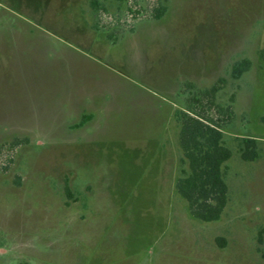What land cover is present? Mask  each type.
<instances>
[{
  "label": "rangeland",
  "instance_id": "374dc122",
  "mask_svg": "<svg viewBox=\"0 0 264 264\" xmlns=\"http://www.w3.org/2000/svg\"><path fill=\"white\" fill-rule=\"evenodd\" d=\"M91 1L0 0V127L29 123L0 130V264H264V0ZM221 79L229 201L206 223L175 112Z\"/></svg>",
  "mask_w": 264,
  "mask_h": 264
},
{
  "label": "trees",
  "instance_id": "16d2710c",
  "mask_svg": "<svg viewBox=\"0 0 264 264\" xmlns=\"http://www.w3.org/2000/svg\"><path fill=\"white\" fill-rule=\"evenodd\" d=\"M101 0H92L94 12L101 9ZM166 13V7L156 10L155 18L160 20ZM264 62V47L259 53ZM252 67L249 59H243L232 66V77L240 79ZM221 79L210 89L193 94L185 109L175 112L180 125L179 146L182 152L181 175L176 182V192L188 204L194 218L206 223L221 219L228 201V186L224 179L223 167L232 158V151L224 143V134L211 115L217 109L219 114L229 112L215 103L216 94L221 90ZM84 118L79 127H82ZM20 141H15V144ZM260 156L256 139L245 138L242 141L241 157L253 162ZM66 191L69 192L68 185Z\"/></svg>",
  "mask_w": 264,
  "mask_h": 264
},
{
  "label": "crops",
  "instance_id": "0c3cea01",
  "mask_svg": "<svg viewBox=\"0 0 264 264\" xmlns=\"http://www.w3.org/2000/svg\"><path fill=\"white\" fill-rule=\"evenodd\" d=\"M3 44H4V40L1 39V37H0V51H2L3 47H1V46H4ZM25 125H29V123L24 124L23 122H15V123H10L8 125L5 124L4 127H0V130H4V131L12 130V128H15L14 126H17L18 129H20V130H24V129H26Z\"/></svg>",
  "mask_w": 264,
  "mask_h": 264
}]
</instances>
